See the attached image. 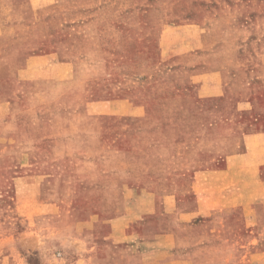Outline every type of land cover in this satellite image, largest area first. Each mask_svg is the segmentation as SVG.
Instances as JSON below:
<instances>
[{"label": "crops", "instance_id": "1", "mask_svg": "<svg viewBox=\"0 0 264 264\" xmlns=\"http://www.w3.org/2000/svg\"><path fill=\"white\" fill-rule=\"evenodd\" d=\"M67 2L0 0V164L23 166L40 154L42 164L74 158L78 175L70 195L82 196L91 211L82 220L62 221L68 229L58 236L62 248L42 264H236L240 256L264 264V130L216 143L227 154L225 166L195 172L187 179L188 190L168 195L164 221H146L156 210L142 199L143 191L133 195L122 188L121 178L100 168L105 152L101 112L88 103V96L90 83L105 73V59L94 24L70 18ZM210 21L220 39L211 50L218 59L209 71L214 82L203 86L205 96L222 95L226 86L233 90L241 70L260 79L249 75L254 68L236 63L235 18L226 14ZM207 27V22L199 27L200 47ZM14 81L28 84L11 92ZM241 101L239 110H249V98ZM29 178H12L23 186L16 196H30ZM45 179L42 190L60 197L57 186ZM107 196L115 203L99 200ZM179 200L185 203L177 204ZM20 208L30 211L26 203ZM115 248L117 254L109 252Z\"/></svg>", "mask_w": 264, "mask_h": 264}, {"label": "rangeland", "instance_id": "2", "mask_svg": "<svg viewBox=\"0 0 264 264\" xmlns=\"http://www.w3.org/2000/svg\"><path fill=\"white\" fill-rule=\"evenodd\" d=\"M12 1L42 5L50 0ZM67 6L70 18L94 24L105 59V73L90 83L88 96V103L101 112L105 152L100 168L121 178L122 188L133 195L142 190V199L156 210L146 221L159 224L169 194L188 190L187 179L198 170L225 166L227 154L216 143L264 130V0H68ZM226 14L239 28L236 63L254 68L249 75L260 79L237 69L233 90L226 86L222 95L205 96L203 86L214 82L209 71L218 59L211 50L220 39L209 22ZM206 22L200 47L199 27ZM27 84L20 86L24 90ZM20 86L14 81L10 91ZM246 98L250 109L239 110ZM40 157L23 166L0 164V264H42L62 248L58 236L68 230L62 221L82 220L91 212L82 196L70 195L78 175L76 160L42 164ZM260 171L264 175V166ZM24 175L30 177L31 190L25 199L15 195L22 182L12 179ZM45 178L57 186L60 197L42 190ZM132 198L126 196L128 204ZM99 200L115 203L112 196ZM24 203L30 208L26 213L20 208ZM109 252L117 254V249ZM262 263L241 256L236 261Z\"/></svg>", "mask_w": 264, "mask_h": 264}]
</instances>
